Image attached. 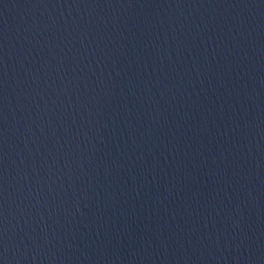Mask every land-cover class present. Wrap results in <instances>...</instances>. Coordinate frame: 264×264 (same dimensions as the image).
<instances>
[{
	"label": "water",
	"instance_id": "water-1",
	"mask_svg": "<svg viewBox=\"0 0 264 264\" xmlns=\"http://www.w3.org/2000/svg\"><path fill=\"white\" fill-rule=\"evenodd\" d=\"M0 264H264V0H0Z\"/></svg>",
	"mask_w": 264,
	"mask_h": 264
}]
</instances>
